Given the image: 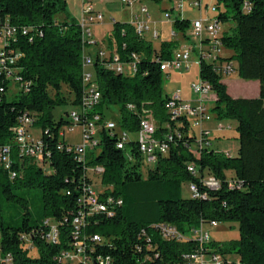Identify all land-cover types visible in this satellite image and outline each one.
<instances>
[{
    "label": "trees",
    "instance_id": "16d2710c",
    "mask_svg": "<svg viewBox=\"0 0 264 264\" xmlns=\"http://www.w3.org/2000/svg\"><path fill=\"white\" fill-rule=\"evenodd\" d=\"M221 1L226 9L218 12L220 21L229 17L235 21L233 32L222 33L223 45L233 51L225 59H237L235 70L241 78L260 81L258 96L235 97L213 62L204 60L199 64L200 77L211 82L217 94L218 117L238 121L237 155L212 149L209 144L203 147L199 158L194 157L189 145L196 144V136L191 132L189 120L183 116L179 123H170L185 135L148 165L144 163L138 140L130 135L137 134L141 128L145 108L153 111L159 126L157 136L168 129L164 123L169 120L166 108L169 95L164 94L160 59L170 58L178 41L163 39L156 49L152 41L137 31L135 23L113 22L106 46L110 54L117 51L123 62L131 60L133 52L137 53V70L134 73L119 71L107 65V56L91 54L95 60L90 68L101 91L100 102L93 109L101 114L100 141L99 151L97 148L89 151L87 161L83 162L66 148L68 143L61 138L64 126L71 122L64 116L57 118L55 113L59 106L80 105L82 101L83 55L90 45L83 41L79 21L57 19L58 13L67 12V0H0V28L6 22L18 26L17 38L11 47L21 52L15 65L23 80L29 82L27 90H17V98L9 101L6 96L9 81L0 75V144H12L13 169L17 171V176L11 177L10 171L0 165V246L4 256L11 254L14 264H78L61 262L57 255L70 247L71 212L78 208L83 182L93 180L87 175L86 166L102 165L101 183L106 188L100 195L121 197L123 203L112 216L104 213L90 216L85 231L109 239V243L97 248L113 256L110 264L179 263L182 253L193 250L197 242L164 239L152 224L169 222L189 232L199 226L202 219L239 223L238 238L221 244L212 240L210 244L217 245V251L225 258L227 253L238 254V260L232 264H264V0ZM217 7L219 9V5ZM169 10L175 11V8ZM24 26L31 27L29 32H22ZM190 26V18L176 16L173 20L174 31L183 32L185 38ZM64 86L72 97L64 93ZM113 104L119 106L121 131L117 130V125L113 130L103 125L106 111ZM24 113L37 116L32 128L36 125L41 128L45 150L50 153L47 160L50 171L32 157L19 154L12 127ZM124 131L129 136L122 148L118 140ZM192 160H196L203 175L206 171L217 176L222 181L221 187L204 188L206 197L184 196L185 182L200 181L186 168V163ZM231 180L236 183L234 187L229 184ZM18 187L42 189L39 218H32L28 200L15 192ZM10 201L24 205L21 215L11 214ZM65 216L69 220H65ZM47 217L63 221L59 224L60 238L56 243L41 236L47 229L44 224ZM142 229H146V234H141ZM23 233L31 235L37 255L30 254ZM149 238L160 252L159 258H147L154 251L147 245ZM0 264L6 263L0 261Z\"/></svg>",
    "mask_w": 264,
    "mask_h": 264
},
{
    "label": "built area",
    "instance_id": "2783aa9c",
    "mask_svg": "<svg viewBox=\"0 0 264 264\" xmlns=\"http://www.w3.org/2000/svg\"><path fill=\"white\" fill-rule=\"evenodd\" d=\"M135 1L141 0H122L123 3L131 4ZM187 0H175V10L182 11L183 6ZM189 5L192 7H198L200 10L212 11L216 13L214 17H203L200 15L191 20V26L189 31V40L185 47L177 46L173 49L172 56L168 59H160L161 68L163 70H183L187 69L192 62L200 64L202 61H210L214 63V68L221 74H230L235 71V65L233 61L226 60L221 57L222 42V28L220 19L218 18L217 5L210 6L209 3L204 0H190ZM83 16L80 18L79 23L82 28L83 41L87 45L97 43L93 36V30L91 23L102 22L104 20V12L96 8V0H84L83 2ZM142 14L150 17L148 7L144 4L141 7ZM165 16L171 18V10L165 12ZM148 19L140 17L139 14L135 16L134 23L137 31L141 35H145L146 30H150L148 25ZM115 21V20H114ZM31 29L30 26L22 27V32L27 33ZM18 26L4 23L0 28V75L4 76L9 82L17 84L18 90H27L29 82L23 80L22 75L19 73V68L16 66V62L21 55L19 50L11 47L12 41L16 40L18 33ZM154 37L159 36L158 30L154 31ZM210 47L206 50L205 46ZM98 56L101 58H109L107 65L116 68L119 71H125L127 73H134L137 70V60L139 55L135 52L132 53V59L129 61H121L120 55L117 51H112L111 54L108 48H99ZM195 53V58L193 57ZM111 56V57H110ZM111 58V59H110ZM95 57L91 54L83 55V96L79 110L73 109L70 112L73 121L81 124L82 130L80 140L76 143H68L66 148L69 151H74L77 158L80 161H87V154L89 151L96 149L100 138L98 131L101 126V114L93 112V109L99 104L101 99V91L97 82L93 79V72L90 66L93 65ZM127 66L129 69H127ZM200 82L192 85L193 91L200 96L198 104H193L191 101L183 99L182 92L177 89L172 95H169L166 102V108L169 115V122L179 123L181 117L188 119V116L192 117L189 120L190 128H198V132L192 133L196 136V148L189 145V150L194 157L199 158L202 154L204 146L211 144L209 134L210 131L204 128L203 122L205 119H210L213 115L208 112L204 103V95L208 94L213 89L211 82L200 77ZM129 107H134L133 104H129ZM145 110V109H144ZM143 110V111H144ZM37 116L24 113L19 117L18 123L12 127L14 141L18 145V151L21 156L32 157L35 162L41 167L50 171L47 164L50 153L45 150V145L41 136H35L32 132V126L35 124ZM171 123L167 130L162 133V136H157L159 126L155 124V118L151 116H143L141 121V128L137 133V140L139 149L143 153L146 164L154 163L157 160L159 153L164 154L169 151L171 143L176 139H181L185 133L177 127H172ZM103 125L110 130H113L116 123L112 120H105ZM71 127V126H70ZM72 128V127H71ZM192 131V129H191ZM63 134V133H62ZM128 133L122 132L120 140H118V146L124 147L126 140L128 139ZM62 147L63 145L60 144ZM12 144L5 143L0 144V165L10 171L11 177L17 176V171L13 169L12 160ZM232 155L230 152H227ZM131 157V156H130ZM187 170L194 176L199 177L200 181L190 180L188 187L193 197H206L207 191L204 188L219 189L222 185V181L212 173L202 174L196 160H192L186 163ZM87 175H91L90 171L94 174H101L104 171L102 165H87ZM92 176V175H91ZM94 179L90 182L84 181L82 184V190L78 196V208L71 212V241L70 247L62 250L57 259L61 262H74L78 264H110L113 261V256L110 253L98 250V245L109 243L107 237L102 236L99 233H88L86 228L89 223V218L92 215L104 213L107 216H112L116 213L117 208L123 203L121 197L108 194L101 196L93 185ZM231 187L235 186V181L229 182ZM238 186L240 184H237ZM65 220H69L67 216ZM63 221H57L52 217L44 219V224L47 226L41 236L50 242H58L60 238L59 224ZM206 222L202 219L199 226L192 227L189 232L181 231L175 224L169 222L153 223V227L157 228L160 235L167 240H188L193 239L197 242V246L188 252H183L181 257L182 261L174 264H206V254H211L212 264H232L234 261L227 260L222 254H220L214 246H211V234L204 226ZM212 225H217V220L210 221ZM141 234H146V229L141 230ZM22 236L27 241L31 239L30 234L23 233ZM1 239V238H0ZM147 245L154 248L152 254H148L147 258H159L160 252L150 242ZM141 250L140 245H137ZM0 261H4L6 264H14L11 254L4 256L0 246Z\"/></svg>",
    "mask_w": 264,
    "mask_h": 264
},
{
    "label": "rangeland",
    "instance_id": "374dc122",
    "mask_svg": "<svg viewBox=\"0 0 264 264\" xmlns=\"http://www.w3.org/2000/svg\"><path fill=\"white\" fill-rule=\"evenodd\" d=\"M175 0H142L135 1L131 4L123 3L122 0H96V8L104 12V20L101 23L93 22L91 23V28L94 33V37L96 38L97 43L92 44V52H95L102 47H105L109 41V37L113 31V22L115 20L119 21H129L135 15L139 14L141 19H148L146 14H142L140 6L146 5L151 14L148 20V25L150 26V30L145 31V37L147 40L152 41L154 43V47L159 49L161 41L169 37V31L171 30V22L165 16L166 10L174 7ZM204 2L212 5H219V11H224L226 9L224 1L219 0H204ZM188 5H184L183 15L186 18H194L199 14L200 9L198 7H191L190 9L187 7ZM135 8V11H134ZM217 12V13H218ZM174 16L178 15V12L174 11ZM231 14V13H230ZM203 17H214L216 13L209 11V13L203 12ZM230 16V15H229ZM222 33L224 31L233 32V27L235 26V21L229 17L227 20L220 21ZM159 30L162 31L163 34L161 36L154 37V31ZM96 33V34H95ZM181 47H185L181 45ZM206 50H209L210 47L208 45L205 46ZM224 46H222L223 48ZM222 50V49H221ZM195 53H193V57H195ZM235 67L238 65L237 59H232ZM127 69L129 67L127 66ZM200 65L192 62L187 69L183 70H163V90L164 94L172 95L177 89H180L185 97H183L186 101H191L193 104H198L200 101V96L193 91L192 85L200 82V74H199ZM240 78L238 71L235 70L230 74H224L222 80L229 84V91L231 94L234 93H243L245 91L250 92L253 88L249 87V85L241 84L238 80ZM64 93L72 97V94L69 92L67 86L63 87ZM17 84L11 83L9 90L6 93L7 99L9 101L16 99L17 93ZM182 95V96H183ZM216 92L215 90H210L208 94L209 98H204V103L208 112L212 113V117L210 119H205L203 122L204 128L210 131L209 138L211 144L210 148L215 150L226 149L225 151L233 152V155H237L238 147H239V138H238V121L232 117H223L219 118L217 110L215 109V98ZM204 97V96H203ZM212 97V98H211ZM214 97V98H213ZM73 109L79 110V105H73L71 103L64 104L55 109L56 117L60 118L64 116L67 120L71 122V124H66L64 126L63 134H61V138H63L67 143H76L80 140L81 135V124L73 121L72 117L69 115ZM145 116H151L155 118L153 115V111L145 108L144 110ZM106 120H112L117 125V130H120L119 121H120V111L119 106L113 104L106 111ZM189 120H192L191 116H188ZM169 121L164 123L165 126H169ZM155 124L158 123L155 120ZM72 128H71V127ZM101 127V126H99ZM191 132H198V128L191 127ZM121 131V130H120ZM32 132L35 136L41 135V128L39 125H36L32 128ZM99 135V134H98ZM130 138L137 139V134H131ZM193 148H196V144L193 143ZM99 151V148L96 149ZM145 163V162H144ZM148 164V165H152ZM147 170L146 166H144V171ZM94 182V188L98 192H103L105 190V186L101 183V174H94L93 171H90ZM206 174V171H205ZM227 174H231V171H227ZM183 195L189 197L191 192L188 187V183L185 182L182 187ZM17 195L26 198L29 203L30 211L33 219H37L42 215V189L40 187H18L15 189ZM8 209L10 210L13 216L21 215L25 210L24 205L20 201H10L8 203ZM205 228L210 231L211 239L216 243H223L233 238H238L240 235L239 232V223L236 221H221L217 225H212L210 222H206L204 224ZM27 246H29L30 254L37 255L38 249L36 245L33 243L31 239H27ZM33 245V246H32ZM217 248V245L214 246V249ZM226 259L230 261H237L238 254L236 253H227ZM206 264H212V256L211 254H206L205 257Z\"/></svg>",
    "mask_w": 264,
    "mask_h": 264
},
{
    "label": "crops",
    "instance_id": "0c3cea01",
    "mask_svg": "<svg viewBox=\"0 0 264 264\" xmlns=\"http://www.w3.org/2000/svg\"><path fill=\"white\" fill-rule=\"evenodd\" d=\"M142 1V0H141ZM189 1L190 0H187V2H186V4L185 5H188L187 7L190 9L192 6L191 5H189ZM83 2H84V0H67V3H68V6H67V12H61V13H58V15H57V19L58 20H65V19H71V18H74L75 20H77V21H79L80 20V18L83 16V11H82V8H83ZM142 6H140V8H141ZM185 8V7H184ZM184 8L182 9V11H177L178 12V15H175L174 16V11H171V13H172V17L171 18H168L167 17V19L168 20H170V22H171V30L169 31V37H166V38H164V39H175V40H177L178 41V45L177 46H180V45H187V42H188V38H189V36L187 37V38H185L184 36H183V32H177V31H174V29H173V20H174V18L176 17V16H184L183 15V12H184ZM167 10H169V8L167 9ZM166 10V11H167ZM134 11H135V8H134ZM206 12V13H209V11L207 12L206 10H200L199 11V14L197 15V16H195L194 18H196V17H198V16H200V15H202L203 14V12ZM212 12V11H211ZM136 16V15H135ZM135 16L131 19V20H129L130 22H133L134 23V20H135ZM150 16H151V14H150ZM185 17V16H184ZM194 18H191V20L192 19H194ZM150 19V18H149ZM148 19V20H149ZM115 20V19H114ZM103 22V21H102ZM99 23H101V22H99ZM189 31H190V28H189V30H188V32H187V34L189 35ZM158 32H159V36H161L162 34H163V32L162 31H159L158 30ZM96 34V33H95ZM93 36H94V33H93ZM95 39L97 38V37H94ZM107 47V46H106ZM86 51H87V53H90V54H92V55H95V54H93V52H92V46L90 45V46H88L87 47V49H86ZM97 52V51H96ZM95 52V53H96ZM233 54V51L232 50H230V49H228L226 46H224L223 48H222V50H221V57L222 58H226V57H230L231 55ZM195 58V57H194ZM239 81H240V83L241 84H246V85H249V87H252L253 89L250 91V92H247V91H245V92H243V93H234V94H231V95H233V96H235V97H239V96H242V97H256V96H258L259 95V93H260V81L259 80H246V79H243V78H239L238 79ZM225 83L227 84V86H228V91H231L230 90V88H229V84L225 81ZM182 95H183V93H182ZM183 97H185L184 95H183ZM217 97V94L215 95V98ZM204 98H209L208 96H205L204 95ZM212 98V97H211ZM214 98V97H213ZM223 151H225L226 149H222ZM225 152H227V151H225ZM231 154L233 155V152L231 151Z\"/></svg>",
    "mask_w": 264,
    "mask_h": 264
}]
</instances>
